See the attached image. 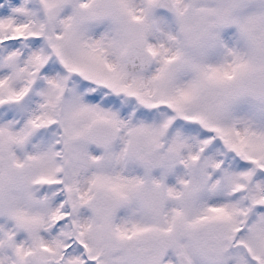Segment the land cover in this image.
<instances>
[{
    "label": "snow or ice",
    "instance_id": "snow-or-ice-1",
    "mask_svg": "<svg viewBox=\"0 0 264 264\" xmlns=\"http://www.w3.org/2000/svg\"><path fill=\"white\" fill-rule=\"evenodd\" d=\"M0 264H264V0H0Z\"/></svg>",
    "mask_w": 264,
    "mask_h": 264
}]
</instances>
